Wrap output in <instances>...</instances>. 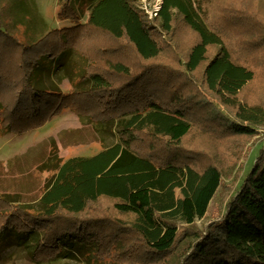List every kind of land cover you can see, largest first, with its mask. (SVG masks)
Segmentation results:
<instances>
[{"label": "trees", "instance_id": "obj_1", "mask_svg": "<svg viewBox=\"0 0 264 264\" xmlns=\"http://www.w3.org/2000/svg\"><path fill=\"white\" fill-rule=\"evenodd\" d=\"M136 1L64 0L69 25L28 43L0 14V64L20 71L9 118L68 110L117 139L52 150L34 206L0 194V242L31 264H264V146L221 218L195 225L264 125V0H161L152 19Z\"/></svg>", "mask_w": 264, "mask_h": 264}, {"label": "rangeland", "instance_id": "obj_2", "mask_svg": "<svg viewBox=\"0 0 264 264\" xmlns=\"http://www.w3.org/2000/svg\"><path fill=\"white\" fill-rule=\"evenodd\" d=\"M63 1L0 0L3 28L21 42H33L50 30L69 25L68 21L57 19ZM160 2L161 0L136 1L149 19L154 15L147 12L154 11ZM15 55L17 54L13 56ZM1 66L0 194L34 206L47 178L52 174L45 170L52 150L56 149L62 160L73 156H92L117 139L114 135L96 131L90 122L81 121L74 112L68 110L55 114L37 128H19L9 115L15 102L20 71L13 70L9 65ZM57 86L61 91L70 89L67 80L59 81ZM255 129L256 135L246 142L236 164L226 171L223 177L224 187L211 201L206 215L195 221L197 228L203 229L221 218L225 200L235 193L240 181L249 172L258 150L264 146V125H257ZM27 251L28 248L19 246L13 237L3 238L0 242V264H31ZM61 263L78 264L69 260H62Z\"/></svg>", "mask_w": 264, "mask_h": 264}, {"label": "built area", "instance_id": "obj_3", "mask_svg": "<svg viewBox=\"0 0 264 264\" xmlns=\"http://www.w3.org/2000/svg\"><path fill=\"white\" fill-rule=\"evenodd\" d=\"M160 3H161V2H160ZM155 8H156V9H155V10L153 9L154 11H151L150 13H148L146 10H145V11L147 12V14H149V15H150V14H153V15L155 16L156 13L158 12L159 8H160V4H159L157 7H155Z\"/></svg>", "mask_w": 264, "mask_h": 264}]
</instances>
